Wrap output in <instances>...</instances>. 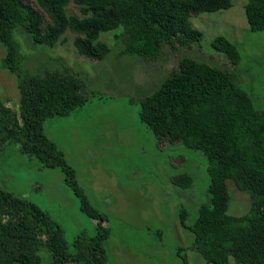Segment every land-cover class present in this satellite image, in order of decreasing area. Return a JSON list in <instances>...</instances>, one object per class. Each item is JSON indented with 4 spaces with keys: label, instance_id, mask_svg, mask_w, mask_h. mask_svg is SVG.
I'll return each instance as SVG.
<instances>
[{
    "label": "trees",
    "instance_id": "trees-1",
    "mask_svg": "<svg viewBox=\"0 0 264 264\" xmlns=\"http://www.w3.org/2000/svg\"><path fill=\"white\" fill-rule=\"evenodd\" d=\"M0 0V45L5 54L0 67L15 78L18 112L0 98V150L16 146L42 168H58L77 198L80 211L95 221L94 234L84 233L68 245L61 227L38 205L0 189V264H108L104 242L110 230L107 217L89 202L75 179L63 152L44 132L48 118L67 117L86 97L78 75L64 67L42 75L23 74L17 63V47L10 29L19 24L37 45L64 43L66 32L74 35L78 55L103 60L109 53L98 41L101 33L122 28V54L158 59L162 47L173 43L191 46L202 34L188 17L230 8V0ZM243 11L251 31L264 30V0H245ZM73 2L80 15H67ZM211 46L231 64L240 61L236 46L216 36ZM139 120L158 144H179L207 160L208 201L187 224L180 208V225L192 236L191 249L208 264H264V109L254 107L250 96L219 67L193 58H182L177 68L150 94L140 99ZM246 192L249 210L228 214L227 181ZM171 184L191 188L188 174L175 176ZM180 264H188L181 255ZM40 252L49 257L43 263Z\"/></svg>",
    "mask_w": 264,
    "mask_h": 264
},
{
    "label": "rangeland",
    "instance_id": "rangeland-1",
    "mask_svg": "<svg viewBox=\"0 0 264 264\" xmlns=\"http://www.w3.org/2000/svg\"><path fill=\"white\" fill-rule=\"evenodd\" d=\"M230 1L228 9L189 16L188 22L200 31L201 39L189 47L165 44L158 59L152 61L122 54L121 27L99 35L97 40L109 48L101 61L78 55L70 32L65 33L64 43L53 47L33 43L26 33V44L35 54L27 58L18 55L16 65L23 74L42 75L66 67L83 83L85 103L67 117L46 119L44 132L74 169L90 204L107 217L110 235L104 248L108 264H180L179 249L188 264H208L191 249L193 236L178 217L184 208L186 223L192 224L200 205L208 201L207 160L179 144H158L139 120L140 99L154 91L180 59L188 57L229 72L254 107L264 109V30L249 29L243 11L245 0ZM28 3L38 9L33 0ZM65 12L80 15L73 2ZM216 36L236 46L240 54L237 64L211 46ZM4 54L0 45V58ZM0 98L7 99V106L18 112L15 78L1 67ZM183 174L192 178L191 188L171 184L173 177ZM0 189L38 205L61 227L68 245L82 233L94 234L95 221L80 211L60 169L42 168L14 145L0 150ZM227 190L228 214H245L250 206L248 194L230 180ZM40 256L43 263L48 262L45 253ZM229 264L234 261L230 259Z\"/></svg>",
    "mask_w": 264,
    "mask_h": 264
},
{
    "label": "clouds",
    "instance_id": "clouds-1",
    "mask_svg": "<svg viewBox=\"0 0 264 264\" xmlns=\"http://www.w3.org/2000/svg\"><path fill=\"white\" fill-rule=\"evenodd\" d=\"M10 37L13 43L17 46V53L20 57H31L35 54L34 50L26 44V33L19 24H16L10 29Z\"/></svg>",
    "mask_w": 264,
    "mask_h": 264
}]
</instances>
